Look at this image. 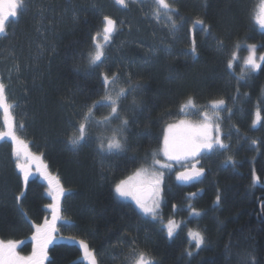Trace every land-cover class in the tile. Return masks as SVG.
<instances>
[{"label": "trees", "instance_id": "1", "mask_svg": "<svg viewBox=\"0 0 264 264\" xmlns=\"http://www.w3.org/2000/svg\"><path fill=\"white\" fill-rule=\"evenodd\" d=\"M259 1L169 0L174 29L163 13L156 18L152 0H133L128 8L113 0H26L10 18L6 36L0 35V82L19 138L43 156L65 190L45 264H88L81 240L98 264H130L134 248L154 264H264V122L254 124L257 110L264 114V63L244 73L237 59L227 67L247 43L264 52V29L255 22ZM105 16L117 21V31L102 62L90 65ZM104 74L119 79L106 88ZM113 88L126 90L118 101L128 121L119 154L99 148L122 127L119 119L104 123L111 115L106 91ZM189 98L196 107L182 110ZM219 99L234 110L228 148L201 153L207 174L198 186L166 178L163 215L184 219L170 237L159 219L122 200L115 186L151 164L171 122ZM81 123L85 139L73 146ZM2 143L0 240L17 241L20 254H31L36 226L50 220L51 197L38 175L24 182L13 145ZM194 230L205 238L199 248L189 235Z\"/></svg>", "mask_w": 264, "mask_h": 264}, {"label": "snow or ice", "instance_id": "2", "mask_svg": "<svg viewBox=\"0 0 264 264\" xmlns=\"http://www.w3.org/2000/svg\"><path fill=\"white\" fill-rule=\"evenodd\" d=\"M116 3L127 7L126 0H116ZM154 3L157 6L154 11L156 18L159 19L161 13H163L167 16L174 29L176 25L175 20L172 19L171 13L176 10L172 7V4L169 3V0H154ZM21 7H26V0H0V35L6 36L10 18L17 17ZM103 20L104 25L102 33H97L94 38L95 50L90 54V65H98L102 62L105 55L104 45L110 41L113 33L117 31L116 20L108 16H105ZM255 22L260 28L264 29V0H260V6L258 14L255 16ZM196 23L203 25L204 21L198 20ZM101 40L103 43L100 42ZM248 51L249 55L244 59V66L251 71L260 69L261 64L264 63V55L259 57L256 56V45H249ZM193 52H195V48H193ZM236 59V52L233 51L227 67L232 68ZM102 78L106 88L109 84H114L119 79L118 75L115 74L111 79L107 74H104ZM128 83L130 85L132 83L130 77ZM138 87H140L139 84L132 87L131 90L134 92ZM125 95L126 90L124 88H120L115 97L111 95L110 92L106 91L105 101L107 102V106L111 108V115L105 118L104 123L108 124L112 119H119L122 127L113 129L112 135L107 138V142L105 143L102 141L99 144V148L103 152L119 154L125 150L124 141L126 140V137L123 136V130L127 127L128 121L126 119H121L120 113L118 112V101L121 97H125ZM223 105H225L223 99L213 101L211 104V108L213 109L217 120L219 119V115L216 110L220 109ZM195 107L196 105L192 99L189 98L188 102L182 106V110L183 108ZM0 109L3 111L4 122L7 127V131L0 132V140L9 137L14 142L16 167H18L23 173L24 182L27 183L29 175L31 174L30 169L35 165L47 180L51 191L55 193V202L50 205L53 211L52 221L49 222L46 219L43 225L36 226V234L33 236L36 246L33 248L31 255H20L17 251V241L9 240L5 242L0 240V264H45L48 257V246L55 238L54 233L57 231L56 221L60 218V198L63 195L64 189L60 185L59 179L47 172V165L41 162L40 157L31 153L25 142L16 135V125L11 112V105L7 100L5 84L3 82H0ZM91 114V109H89V112L85 115L84 119L87 121L91 117ZM255 115L256 123H259L261 119L260 112L257 111ZM203 116L204 120L200 123L181 120L178 124H169L167 126L163 137L162 147V154L167 161L181 163L182 161L194 159L200 156L201 153H211L216 150H226L228 148V145L220 139L219 123H215L207 112H204ZM77 131L79 135L70 139V143L73 146L79 145L80 141L85 139V124L81 123ZM253 143H255V141H253ZM228 159L231 160V157H228ZM171 167V163H162L161 160L156 159L155 154H153L151 169L145 167L137 169L133 175L116 184L115 191L121 197H131L143 213L155 217L157 215V209L159 208L160 193L162 191L163 169H171ZM202 173L203 169L196 171L194 174L185 171L180 172L177 178L187 181L193 179L195 176L201 175ZM216 200L219 202V195L216 197ZM175 226L174 221L170 220L168 222L167 231L170 237L173 235ZM189 235L196 241L197 248L205 243V238L200 232H190ZM79 244L83 250L84 257L88 260V264H98L96 255L90 250L89 245L83 240L79 241ZM189 255H191V253H189ZM129 260L130 264H154V261L149 255L135 248L131 250Z\"/></svg>", "mask_w": 264, "mask_h": 264}, {"label": "rangeland", "instance_id": "3", "mask_svg": "<svg viewBox=\"0 0 264 264\" xmlns=\"http://www.w3.org/2000/svg\"><path fill=\"white\" fill-rule=\"evenodd\" d=\"M114 1V3L115 4H118V3H116V0H113ZM136 1H140L139 3H143V2H145V1H151V0H136ZM153 2H154V0H152ZM154 6H156V4H154ZM259 6H260V1H259V3H258V7H257V10H256V15L258 14V9H259ZM255 15V16H256ZM249 45H256V56L257 57H259V56H261V55H264V52H262V51H260L259 50V47H258V44H254V43H247L246 44V46H244V47H242V48H246L247 50L246 51H241V50H238L237 51V53H236V55H237V60H239L240 61V64H241V67H240V71L241 72H246L247 70H248V68H246L245 66H244V59L249 55V51H248V46ZM259 62V61H258ZM250 70V69H249ZM259 70V69H258ZM258 70H255V71H258ZM111 95H116V91L114 90V88H113V91H111ZM7 96V95H6ZM7 100H8V98H7ZM220 100V99H219ZM216 101V100H215ZM225 101V100H224ZM8 103L10 104V102L8 101ZM211 104H212V102L209 104V107L208 108H203V109H201V111L199 112V113H195L196 115H192L191 114V116H193V117H189L190 116V114H188V112H190V111H187L186 113L188 114V116H185V117H180V118H178L176 121H173V122H171L170 124H178L181 120H186V121H190V122H192V123H200V122H203V120H204V116H203V113L204 112H207L208 113V115L210 116V117H212V119H213V121L215 122V123H219V125H220V139L224 142V143H226L225 141L227 140L226 138H225V136L223 137V135H227L228 134V132H227V129L229 128V125L230 124H232V122L231 121H229V119H230V117L232 116V114H233V109H231V108H226V101H225V105H223V106H221V108L220 109H217L216 111L218 112V115H219V119L217 120V118H216V115L214 114V111H213V109L211 108ZM224 109H228V110H224ZM257 111H259L260 112V116H261V119H260V122L259 123H262V122H264V114L260 111V110H257ZM11 112H12V115H13V117H14V114H13V110L11 109ZM191 112H194L193 110H191ZM190 112V113H191ZM256 114V113H255ZM14 121H15V118H14ZM259 123H256V115H255V118H254V124L255 125H258ZM15 125H16V123H15ZM3 131H7V127H6V124H5V122H4V116H3V111H2V109H0V132H3ZM15 131H16V135L17 136H19V134H18V130H17V127H15ZM20 139H22V138H20ZM4 141L6 140L7 142H9V144H12L13 145V149L15 148V145H14V142L11 140V138H9V137H5L4 139H3ZM24 142H25V144L27 145V148H28V150L31 152V153H33V154H35L36 156H39L40 157V160H41V162L43 163V164H45V165H47V172L48 173H50L52 176H55V177H57L58 179H59V177L49 168V166H48V164L46 163V161H45V159L43 158V156L41 155V154H39V153H36L33 149H32V147L29 145V143L25 140V139H22ZM2 140H0V142H1ZM4 144L5 143H2V145H0V147H3L4 146ZM157 155H160V156H157ZM157 155H156V153H155V158L156 159H160L161 160V162L162 163H171L172 164V167H171V169H163V172H164V175H163V183H162V185H161V189H162V191H161V193H160V201H159V208L157 209V215L155 216V217H153V218H155V219H159L160 221H161V223H162V225L165 227V229L167 230V226H168V222L170 221V220H172V221H174L175 222V227H174V231H173V234H175L180 228H181V226H182V222H183V220L184 219H181V217L179 216V215H177V216H173L172 218H170V219H168L167 220V218H165V216L163 215V212H162V209H163V202H164V198H165V196H164V190H165V180H166V178L168 177V176H170V175H172L173 174V176L174 177H178V175H179V173L181 172V170L180 169H184L183 167H185V166H187L188 164H190V162H188V161H186V163H182V164H179L178 166L180 167L179 169H176V167H177V165L174 163V162H169V161H167L166 160V158L163 156V154H162V150H159L158 152H157ZM157 156V157H156ZM151 165H152V162H151V164H149V165H144V166H142V167H145V168H150L151 169ZM141 168V167H140ZM139 169V168H138ZM152 170H158V169H152ZM136 171V170H135ZM134 171V172H135ZM133 172V173H134ZM30 175H29V177H32V176H34V175H38L45 183H46V185H47V188H48V192H49V194H50V197H51V205L55 202L54 201V195H55V193H53L52 191H51V189L49 188V185H48V182H47V180L44 178V176L41 174V171L35 166V165H33V167L30 169ZM133 173H131L129 176H131V175H133ZM128 176V177H129ZM127 177V178H128ZM127 178H125V179H127ZM178 179V178H177ZM179 180V179H178ZM59 183H60V185L63 187V185L61 184V181H60V179H59ZM119 183V182H118ZM63 189H64V187H63ZM64 193H65V190H64V192H63V195L61 196V198H60V218L56 221V229H58V227H59V222L60 221H62V201H63V197H64ZM117 195L122 199V200H125V201H129V202H131V203H133L134 205H135V207L140 211V212H142V210L137 206V204L135 203V201L131 198V197H128V198H125V197H121L118 193H117ZM50 211H51V217H50V220H49V222H51L52 221V215H53V211H52V208L50 207ZM143 213V212H142ZM144 215H146L145 213H143ZM191 214V213H190ZM58 231V230H57ZM57 231L54 233V237L56 236V233H57ZM193 232H200V231H198V230H194ZM167 233H168V231H167ZM201 233V232H200ZM202 234V233H201ZM54 240V239H53ZM52 240V241H53ZM7 241H9V240H7ZM6 241V242H7ZM193 241H195L194 239H193ZM196 242V241H195ZM22 254H20V255H22V256H28V255H31V254H25V253H23V252H21ZM86 259V258H85ZM87 260V259H86ZM88 261V260H87Z\"/></svg>", "mask_w": 264, "mask_h": 264}, {"label": "flooded vegetation", "instance_id": "4", "mask_svg": "<svg viewBox=\"0 0 264 264\" xmlns=\"http://www.w3.org/2000/svg\"><path fill=\"white\" fill-rule=\"evenodd\" d=\"M130 1H133V0H126V3H127V7H124L122 5L123 8H128L129 7V2ZM20 11V10H19ZM225 135H223L224 137ZM215 152V151H213ZM211 152V153H213ZM209 154V153H208ZM203 156V155H202ZM202 156L200 154V156L190 160V164H188L187 166L183 167L184 169H181V172H190V173H195L196 171L200 170V169H203V173L199 176H195L193 179L191 180H187V181H184V180H180L179 181L181 182H184L185 183V186L187 185H190L191 187H195V186H198L200 184V182H202L203 178L205 177V175L207 174V167H206V164H205V161L202 159ZM207 161V160H206ZM203 188H201L198 192H203ZM195 195V194H194ZM191 196H193V194L191 193Z\"/></svg>", "mask_w": 264, "mask_h": 264}]
</instances>
